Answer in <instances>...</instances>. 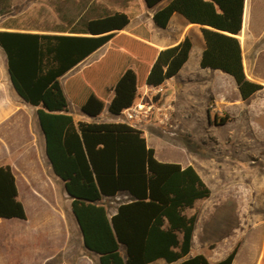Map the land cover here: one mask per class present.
Here are the masks:
<instances>
[{
  "label": "trees",
  "instance_id": "obj_1",
  "mask_svg": "<svg viewBox=\"0 0 264 264\" xmlns=\"http://www.w3.org/2000/svg\"><path fill=\"white\" fill-rule=\"evenodd\" d=\"M144 1L153 8L162 0ZM243 7L244 0H171L152 18L156 26L166 27L179 12L202 25L201 66L230 74L247 99L263 85L244 70L236 36ZM129 22L126 12L106 9L51 33L0 30L13 85L38 106L47 156L71 198L84 247L97 253L98 264H147L160 258L170 264H232L238 244L214 263L202 253L187 257L198 213L188 215L186 209L211 195L193 165L159 160L140 128L123 121H75L70 111L73 104L95 119L106 108L120 115L143 86L161 85L187 61L190 37L160 49L143 23L123 31ZM108 42L111 46L98 60L61 82ZM122 191L132 199L120 202L110 216L103 199ZM17 195L11 166L0 165L1 218H26Z\"/></svg>",
  "mask_w": 264,
  "mask_h": 264
},
{
  "label": "crops",
  "instance_id": "obj_2",
  "mask_svg": "<svg viewBox=\"0 0 264 264\" xmlns=\"http://www.w3.org/2000/svg\"><path fill=\"white\" fill-rule=\"evenodd\" d=\"M27 1L33 3L36 0H25ZM170 1L162 0L153 8H149L144 0H135L134 5L132 0H126L120 8L106 5L92 13L94 16L106 9L119 10L126 12L130 16V21L133 19L132 16L137 17L134 24L131 25L129 22L123 31L128 32L131 28L143 23L151 32V43L160 49L175 45L187 36L192 41L189 57L179 72L160 86H143L139 91L136 104H144V107H171L172 109L163 112L171 115L170 122L174 125H179L181 118L187 123L193 121L199 123L197 124L199 126L207 125L214 131L216 145L223 146L226 143L242 149L243 155L238 156L240 161L258 160L264 154V24L259 22L255 9L262 6L264 0H244L242 27L236 34L240 41L247 77L263 85L247 99L241 97L237 83L230 74L221 69L201 66L200 61L205 48L202 25L189 22L179 12L172 14L166 27L155 25L153 13ZM18 4L16 0H0V30L51 33L62 29L12 24L14 18L29 11L37 16L47 14L43 9L35 10L29 6L17 7ZM110 46L111 43L108 42L95 50L62 76L61 82L64 83L68 76L98 60ZM211 101L213 102L210 103ZM69 107L75 121H120L119 119L105 120L106 115L111 114L107 108L99 118L95 119L73 104ZM37 109L38 106L27 102L15 89L8 70L7 54L0 45V165L11 166L15 175L17 198L23 203L26 212V218L0 217V264H98L90 262L87 255L77 256L74 261L72 254L70 260L59 259V241L64 235L63 226L66 219L62 215L63 212L59 211V180L63 186L64 182L54 172L47 156L46 139ZM159 111H162V108ZM220 125H232V128L225 135H220L217 130H214ZM143 131L149 144L147 132ZM226 139H228L227 142ZM216 152L215 155L219 156L205 158L201 156L200 168L195 163L196 159L193 158L185 162L180 160L176 162L183 166L193 165L211 188V194L213 187L221 188L223 193L221 198L232 208H256L257 205L252 203L253 189L245 183L249 181L248 177H241V172L236 175V171L239 172L238 168L231 169L226 165L228 155H231L228 151ZM105 199H115V201H109L113 206L110 209L107 207L111 216L116 212L120 202L129 201L132 196L122 191L113 197H104L103 200ZM247 221L232 264H241L240 257L245 233L250 231V224L253 226L259 222L258 219L252 218H248ZM197 224L198 218L193 232L191 251L187 257L202 252L204 243L200 242L201 235ZM67 236L69 238V233ZM196 238L199 240L197 250L194 248ZM208 244L209 242L205 243L206 248ZM230 248L214 259L205 255L211 263H214L224 258L230 252ZM92 253L97 256L98 261L97 253ZM147 264L170 263L160 258ZM254 264H264V248L261 249Z\"/></svg>",
  "mask_w": 264,
  "mask_h": 264
},
{
  "label": "rangeland",
  "instance_id": "obj_3",
  "mask_svg": "<svg viewBox=\"0 0 264 264\" xmlns=\"http://www.w3.org/2000/svg\"><path fill=\"white\" fill-rule=\"evenodd\" d=\"M16 1L19 3L17 7L29 6L35 10L43 9L47 14L46 16H37L29 11L14 18L12 24L56 29L71 22H78L83 17L93 16L94 10L106 5L120 8L126 0H36L33 3L25 2V0ZM132 1L134 5L135 0ZM255 10L258 13L259 22L264 24V4L256 7ZM132 18L131 25L134 24L137 17L132 16ZM135 104L136 102L133 105ZM160 108L162 111H159L158 107H152L148 117L137 124L140 129L147 132L149 145L154 147L159 160L185 162L193 158L196 159L195 163L200 168L199 159L201 156L203 158L216 157L219 156L215 155L217 154L216 151L223 150L231 154L228 155L226 165L231 169L237 167L239 172L236 171V175L241 172V177H248L249 181L245 183L253 189L251 193L252 203L257 205L256 208H232L229 203L226 204L221 198L222 189L213 187V193L208 198L198 200L193 208L186 209V213L188 215L198 213L197 227L201 235L200 242L204 243L201 253L211 257V259L220 256L221 252L224 254L230 247L229 251H231L236 244L241 242L243 230L247 226L245 222H248V218L258 219L259 222L253 226L250 224V231L245 233L240 257L241 264H254L261 249L264 248V154L255 161H240L238 156L243 155V150L232 144L216 145L212 128L207 127V125L199 126L197 125L199 123L193 121L187 123L182 118L179 120V125H174L170 122L171 115L163 112L172 108ZM170 111L173 112L174 110ZM117 119L121 120L117 115L107 114L105 120ZM230 128L232 125H220L214 130H217L220 135H225ZM109 201H115V199L104 200L110 209L113 204ZM59 211L63 212L62 215L66 218L63 226L64 235L59 241V259L70 260L73 257L74 261L77 256L87 255L90 262L98 263L97 256L84 247L80 229L71 211V198L66 193L61 180H59ZM67 233H69V238H67ZM198 241L196 238L195 250L199 249ZM206 242H209L207 248Z\"/></svg>",
  "mask_w": 264,
  "mask_h": 264
},
{
  "label": "built area",
  "instance_id": "obj_4",
  "mask_svg": "<svg viewBox=\"0 0 264 264\" xmlns=\"http://www.w3.org/2000/svg\"><path fill=\"white\" fill-rule=\"evenodd\" d=\"M151 108L152 107H144V104H135L123 110V112L118 116L121 118L120 121L126 122L134 127L139 128L137 124H140L142 121H144V119L148 117V113ZM160 109L161 108L158 107V110Z\"/></svg>",
  "mask_w": 264,
  "mask_h": 264
},
{
  "label": "water",
  "instance_id": "obj_5",
  "mask_svg": "<svg viewBox=\"0 0 264 264\" xmlns=\"http://www.w3.org/2000/svg\"><path fill=\"white\" fill-rule=\"evenodd\" d=\"M67 192V191H66ZM67 194H68V192H67ZM69 195V194H68Z\"/></svg>",
  "mask_w": 264,
  "mask_h": 264
}]
</instances>
